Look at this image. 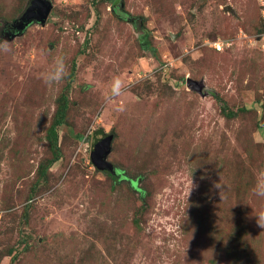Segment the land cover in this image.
<instances>
[{
  "label": "rangeland",
  "instance_id": "rangeland-1",
  "mask_svg": "<svg viewBox=\"0 0 264 264\" xmlns=\"http://www.w3.org/2000/svg\"><path fill=\"white\" fill-rule=\"evenodd\" d=\"M49 1L45 24L17 34L4 24L30 0H0V43L9 46L0 50V264H210L208 228L195 231L187 219L211 226L212 200L232 192L230 163L250 167L255 180L264 174V33H247L245 22L264 27V0ZM139 23L152 49L141 46ZM213 49L237 60L255 50L256 64L235 69ZM58 55L69 74L45 85L39 75ZM116 76L127 84L120 109L104 99ZM187 78L202 80L204 95ZM62 92V156L37 183ZM213 93L249 111L226 119ZM99 129L114 134L106 157L119 174L114 183L94 165ZM139 174L142 199L129 184ZM255 201L264 211V198ZM254 224L252 260L264 264V229Z\"/></svg>",
  "mask_w": 264,
  "mask_h": 264
},
{
  "label": "trees",
  "instance_id": "trees-1",
  "mask_svg": "<svg viewBox=\"0 0 264 264\" xmlns=\"http://www.w3.org/2000/svg\"><path fill=\"white\" fill-rule=\"evenodd\" d=\"M9 13L3 14V17L8 20ZM16 18V17H15ZM15 18H11L14 20ZM252 21V22H250ZM248 23V27L246 28L247 33L249 34H261L264 33V27L254 22L253 18L245 21ZM9 23V21L5 22ZM140 24V23H139ZM139 27V26H138ZM7 28H2L0 33L4 35V31ZM139 29L141 31V46L143 48H150V44L144 39L148 36V32L144 29L143 25L140 24ZM146 31V32H145ZM216 55H221L225 57L228 62L233 61L232 65L235 69L241 65V67L253 70V66L256 64L255 56L257 55V51H248L245 56L239 60H237L235 55L230 54H222L216 50H212ZM255 52V53H254ZM246 71V70H245ZM244 71V72H245ZM196 80V79H194ZM202 81V80H197ZM204 91V89H203ZM214 96L219 100L220 103V111L222 115L226 119H235L237 117L242 118L244 114L249 111L245 106H238L236 109L227 106L226 101L222 97H218L216 93H213ZM69 104L68 95L66 92L60 93L56 100V108L52 115L51 122L46 129L44 138H45V156L39 161L37 166V180L35 182H39L40 179L45 176L50 166L58 161L61 156V147L58 144V131L57 127L66 122V114L67 108ZM254 118V117H253ZM241 119V120H242ZM248 127V126H246ZM97 137H101V134H110L104 133L101 129L95 131ZM111 134H113L111 132ZM114 135V134H113ZM114 137V136H113ZM113 140V138H112ZM112 140H111V151H112ZM252 144L254 141L251 135L247 138L245 142V149L248 154L253 150ZM111 151L109 153H111ZM109 161V160H108ZM111 162V161H109ZM116 168V167H115ZM97 169V168H96ZM98 171H103L99 170ZM119 171V170H118ZM228 172L230 176L227 178L231 181V189L232 192H227L226 198H216L212 200V206H210V218L211 226H206L203 221L196 217L195 215H191L187 221L188 223H193V227L195 231L199 230L196 228L197 224L208 228L205 232L208 235V241L205 243V253L208 251L207 262L210 264H254V246H258L257 237L255 236V224L257 211L255 210V206H257V201L254 204H251L250 201L253 197L252 187L254 185V177L252 174V170L250 167L241 163H230ZM108 176L111 178L113 183L116 181V175L110 174ZM143 175V174H142ZM142 175L139 174L135 179H130V187L135 190H139L140 199H142V194L145 193L144 189L138 187V180L142 178ZM120 180H126V176L120 174ZM118 181V180H117ZM36 183V184H37ZM115 186V185H113ZM233 186V187H232ZM214 203V205H213ZM227 203V208H225V204ZM224 207V208H223ZM141 212L140 208H137L134 212V216L132 218L133 226L137 231L141 229L140 217L139 214ZM198 215V214H197ZM206 223V222H205ZM261 254V250L259 251ZM16 256L14 255L11 259L14 260Z\"/></svg>",
  "mask_w": 264,
  "mask_h": 264
},
{
  "label": "water",
  "instance_id": "water-1",
  "mask_svg": "<svg viewBox=\"0 0 264 264\" xmlns=\"http://www.w3.org/2000/svg\"><path fill=\"white\" fill-rule=\"evenodd\" d=\"M51 7L52 5L49 0H30L23 13L18 18L13 20V22L6 23V25L12 29L18 30L17 34H20L31 22L37 21L41 24H45ZM224 9L231 10L229 6H225ZM186 83L190 89L204 95L205 91H203V84L201 81L187 78ZM100 134L101 137L99 136L93 141L95 145L94 165L99 170L106 169L110 174L115 175L114 165L106 159L107 154L111 151L110 143L113 138V134Z\"/></svg>",
  "mask_w": 264,
  "mask_h": 264
},
{
  "label": "clouds",
  "instance_id": "clouds-1",
  "mask_svg": "<svg viewBox=\"0 0 264 264\" xmlns=\"http://www.w3.org/2000/svg\"><path fill=\"white\" fill-rule=\"evenodd\" d=\"M0 50L8 51L9 46L7 43H0ZM68 74L69 69L66 57L58 55L53 58L51 64L40 73L39 78L45 85L54 86L61 84ZM126 88L127 84L121 77H114L104 94L105 102L113 103L117 109H120L121 105L117 104L116 101L124 94ZM193 187L194 185L191 183L189 193ZM216 187L220 188L221 186L217 184ZM252 193L256 197L264 198V174L257 176L252 188ZM255 216L257 225L264 229V211L258 212Z\"/></svg>",
  "mask_w": 264,
  "mask_h": 264
},
{
  "label": "built area",
  "instance_id": "built-area-1",
  "mask_svg": "<svg viewBox=\"0 0 264 264\" xmlns=\"http://www.w3.org/2000/svg\"><path fill=\"white\" fill-rule=\"evenodd\" d=\"M222 42H220V41H215V42H213V47L215 48V49H217V50H220L223 46H222Z\"/></svg>",
  "mask_w": 264,
  "mask_h": 264
},
{
  "label": "flooded vegetation",
  "instance_id": "flooded-vegetation-1",
  "mask_svg": "<svg viewBox=\"0 0 264 264\" xmlns=\"http://www.w3.org/2000/svg\"><path fill=\"white\" fill-rule=\"evenodd\" d=\"M118 176H119V174L116 175V177H118Z\"/></svg>",
  "mask_w": 264,
  "mask_h": 264
}]
</instances>
